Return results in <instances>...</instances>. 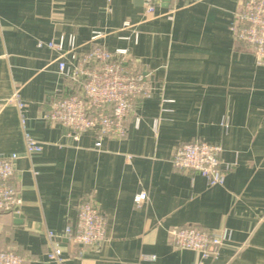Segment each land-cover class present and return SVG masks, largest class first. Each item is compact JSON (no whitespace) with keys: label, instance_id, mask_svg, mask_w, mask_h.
<instances>
[{"label":"crops","instance_id":"1","mask_svg":"<svg viewBox=\"0 0 264 264\" xmlns=\"http://www.w3.org/2000/svg\"><path fill=\"white\" fill-rule=\"evenodd\" d=\"M239 1L162 0L147 12L146 0H0V154L19 153L12 179L22 200L19 214L0 218L3 247L24 264H264V62L235 40ZM125 21L138 43L121 37L131 33ZM96 29L111 49L131 44L153 85L135 103L127 136L104 137L100 146L93 130L75 139L45 119L66 80L57 53L38 45L74 32L86 50ZM15 91L23 109L8 102ZM22 113L40 152H26ZM198 139L222 145L230 165L223 185L173 165L174 147ZM87 198L105 215L107 238L99 248L61 239L65 260L49 259L48 230L74 224ZM187 224L227 237L203 260L171 241L169 230Z\"/></svg>","mask_w":264,"mask_h":264},{"label":"built area","instance_id":"2","mask_svg":"<svg viewBox=\"0 0 264 264\" xmlns=\"http://www.w3.org/2000/svg\"><path fill=\"white\" fill-rule=\"evenodd\" d=\"M160 1L146 0V11L154 12ZM231 28L235 40L243 43L255 54L257 61L263 63L264 0H240ZM122 29L131 30L122 38L138 43L139 31L133 23L125 21ZM104 35V31L94 30L91 46L86 50L79 48L74 32L38 41L39 46H47L57 53L58 70L66 80L51 99L45 119L65 125L75 139L86 131H95L97 146L102 144L104 137H126L128 119L135 103L153 93L151 74L137 64L131 44L111 49L101 41ZM167 101L172 99L164 97L163 102ZM8 102L15 103L20 109L27 105L19 91H15ZM21 115L26 152L42 151V142L26 128V118L23 113ZM140 120V116L135 118L136 125ZM156 125L157 119L155 128ZM222 151V145L216 142L203 139L186 141L174 147L171 161L178 169L200 173L211 185H223L230 165L223 164ZM17 158V152L0 154V218L21 212L19 188L12 179ZM146 198L144 190L135 195L138 207H143ZM47 234L52 243L49 259L63 262L61 239H67L73 247L99 248L107 238V219L97 203L87 198L78 204L74 224H68L61 232L49 229ZM169 236L176 246L196 250L205 260L218 252L227 234L187 224L171 228ZM155 258V254L144 255L146 260ZM24 260L17 251L3 247L0 242V264H24Z\"/></svg>","mask_w":264,"mask_h":264},{"label":"water","instance_id":"3","mask_svg":"<svg viewBox=\"0 0 264 264\" xmlns=\"http://www.w3.org/2000/svg\"><path fill=\"white\" fill-rule=\"evenodd\" d=\"M19 208V207H18ZM19 214V213H18Z\"/></svg>","mask_w":264,"mask_h":264}]
</instances>
